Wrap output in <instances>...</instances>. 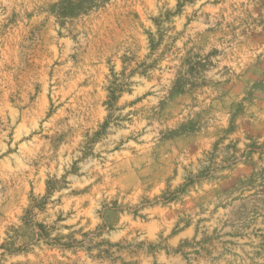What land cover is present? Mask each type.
<instances>
[{
  "label": "rangeland",
  "instance_id": "374dc122",
  "mask_svg": "<svg viewBox=\"0 0 264 264\" xmlns=\"http://www.w3.org/2000/svg\"><path fill=\"white\" fill-rule=\"evenodd\" d=\"M0 264H264V0H0Z\"/></svg>",
  "mask_w": 264,
  "mask_h": 264
}]
</instances>
